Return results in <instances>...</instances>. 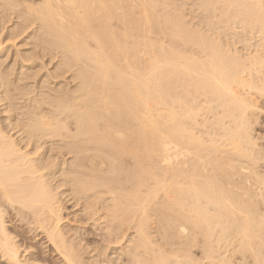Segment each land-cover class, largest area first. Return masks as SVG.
Segmentation results:
<instances>
[{
  "label": "bare ground",
  "instance_id": "6f19581e",
  "mask_svg": "<svg viewBox=\"0 0 264 264\" xmlns=\"http://www.w3.org/2000/svg\"><path fill=\"white\" fill-rule=\"evenodd\" d=\"M157 3L156 0H0V10L4 12L5 10H8V12L9 10L17 12L16 20L22 18L21 20L29 21L30 18L33 17L36 19V23H38L37 20L39 21L40 25H38L44 30V36L48 35L49 37L48 42L52 46L57 47L58 50L60 49L63 56V61L61 60L62 64L67 68H77V70L74 68L72 69L76 70L74 74L75 79L77 78V80H79V82L77 81L79 83L78 87L74 84L77 90L74 87L72 91L75 89V92H72L70 89L71 93H69V90L67 93L65 91L66 88L64 89L63 87L65 92H62V90H58V92L57 89L55 92L54 86L52 90L46 85L48 86L47 89H51L55 93L51 94L48 90L47 92L43 91L41 93L45 92V96L42 95L43 97H41L39 95L41 98L32 99L29 103L24 99V101L28 103V106L24 108L26 110L28 107V111L27 113H25L26 111L24 112L26 116L24 115L23 117L26 118L24 119L26 123H23L24 125H20V123L17 125V127L20 128L18 132L21 131L22 133V136L19 135L20 137H17L20 138L18 140L19 142L13 140V134L9 136L10 134L8 132L9 135H5L4 133L6 131L3 130L4 133H2V129L0 130V259L3 264H36V262L42 258H40V253L30 252L31 250L26 251L25 249L21 250L20 248L22 246L20 245V247L17 245L18 242H15L16 240L14 239L16 236L14 237L11 232H8V226H5L8 222L6 223L4 219L7 218L6 216L10 213L5 211L6 207H10L14 212L16 210L18 214H23L24 211L20 213L21 210L28 209L31 213H29V211H27L28 213L25 212L27 216H31L30 214H32L33 217H42L43 225L45 226L44 221L48 224L47 231H45L48 237L46 238L50 240L52 247L54 246L52 249L58 252L57 255H60L67 262L66 264H83L82 257L80 256L81 253H78L79 255L76 253L75 246H73L69 238H67L68 235L66 236L65 234L66 231L63 233V229H61L63 225L61 227L59 225L63 220L61 217H64L60 216V210L62 211L63 207L62 209L56 207L59 205H56L55 202L59 201V199L56 197L54 198L53 195L55 191L52 192L49 190L52 186L48 188L47 186L49 183L47 185L45 184L46 182L42 180V171L41 174H38L40 176H36L39 166H36V158L33 157L38 156L39 151H37L38 155L33 154L35 156H32V151H25V149L33 145V143H31L32 139L34 140L35 138L37 142H39L38 139H43L44 137L50 138L53 136L67 138L70 140L68 143H72L73 147L77 149L76 151H78V154H83L82 158L84 156V160L79 157L83 161L82 163H78L79 165L77 164L80 167V171L78 170L77 172L79 173L77 174L91 179L79 181L82 184L83 193L91 192L86 198V206L90 208L97 204L100 206L103 205L106 210L105 213L100 209L101 214L96 212L99 217L97 219L95 217V219L98 222L104 220L106 228L112 229L108 230L102 236L100 235L101 239H99L103 243L115 244V249L121 250L123 246V248H127L126 251L128 250L130 260L134 261L132 263L169 264L171 260L170 257L164 254L165 252L162 250V245V248L160 247L159 249V246L155 244L157 240L153 242V239L157 238L154 237L152 239L155 235L152 236L151 231L156 229L150 231V229H152L150 224L154 220V218L150 220V212H152V210L154 211L152 208L158 202L157 199L163 198L161 209L165 208L168 212L166 213L168 215H165V217L169 216L172 220L168 221V218L167 222L177 223L174 226H170L169 224H167V226H169L171 230L176 228L179 237L182 235L185 236L188 233V228L183 225L186 223V225H190L189 227H191L195 233L198 232V234H201L205 239L204 241L201 239L205 244H203L204 246L202 247L207 248L205 252L208 251L211 253L208 254L212 255V252L220 251L222 247H226L225 250H228L229 247L233 252L230 254L229 251V256L233 254L231 257H228L230 259L234 256L235 252H238L240 255L246 252L251 255L255 264H264V177L256 173V169L259 167V162L257 161H259L258 159H260V156L255 152L257 149L254 150L256 147L254 140L256 139H253V136L251 137V134H253V132H251V129H253L252 124L254 123L253 111H255L254 109L256 108L253 97L254 95L259 97L264 95V71H262V74L258 71L264 68L262 67L264 66V52L263 54L261 52L262 55H258V58L255 57L256 55L252 54V56H254L253 58H251V56L248 58L247 56L246 58L248 60L246 59V61H244V58L242 59L243 61H241L240 58L238 59L239 54H234L232 53L233 51L230 54L228 52L230 49L226 52L223 49L225 47H222L224 45L221 46L218 44L219 41L217 37L220 35L216 36L213 32L214 30L209 31L215 34L217 41H214L215 38L210 35L212 39L210 38L211 40H208L207 38L209 37H206L205 34L204 36L206 38L199 35L201 32L203 33L204 29L202 31H197L198 33L195 31V33L193 29L187 30V28H185V20L182 18L184 15L181 13V16L178 14V11L176 13L178 8L175 10L176 7L173 2L168 4L167 2L166 4L163 3L164 6L170 8L165 9L161 13L159 12L160 14L158 13L160 10L158 9L157 11L156 9ZM201 3L205 6L202 8H205L204 10H206V8L207 10L209 9L207 12L209 15L211 13L212 16L215 15V13L219 16L220 13H223L227 16L225 17L226 19L231 17L234 12L241 25L239 31L235 30L236 32H243H240V30L244 29L242 27H257L252 28L257 32H260V30L262 32L264 30V0H201ZM202 8L196 10L201 13L203 10ZM204 13L207 14L203 11V15H200V17H205ZM218 15L213 17L217 18L219 17ZM206 16L208 17V14ZM195 19H192V23ZM205 19L207 18L205 17ZM205 19H203V21ZM218 20H222L221 17H219ZM231 21L230 23H226L225 21V23L233 25ZM238 21L234 20L233 23H237ZM29 22L28 24H31V22ZM206 22L207 21H204V23ZM23 23L22 25L26 24ZM216 23L217 22H214L215 25H218V23ZM210 24H212V22ZM210 24L208 23L207 26ZM222 24L223 23H221L219 27H223ZM236 25L237 24L231 27ZM25 26L26 27L20 28L25 31L27 25ZM195 26L196 25H194V27ZM203 26L205 25H202V27ZM15 29L16 28H14V30ZM38 29L36 31H38ZM208 29H210V26ZM19 30H17V34ZM245 32L243 34H245ZM33 33L35 34V32ZM204 33H206V31ZM17 34H15V36ZM41 34L39 36H41ZM156 35L158 38L155 37ZM39 36L38 38L35 37L37 38L36 40L39 39ZM162 38H166L168 43L163 42L164 40L162 41ZM221 43L223 42L220 41V44ZM40 44L38 43V45ZM44 47H46L45 49L47 50L48 45ZM226 48H229V46ZM252 71L259 72V74L254 72V75L257 74L254 76ZM60 74L61 76L63 75V73ZM53 75H55V73ZM57 76L59 77L58 74ZM256 77L258 78L257 80ZM47 80L48 78L46 82ZM49 80H51V78ZM12 84H14V82L11 83V85ZM0 85L4 84L1 83ZM18 86H20V84ZM10 88L12 87L10 86ZM33 88L35 89V87ZM38 88L39 87H37V89ZM44 88L45 86H43V89ZM1 89L2 88H0V90ZM35 91L36 90H34V92ZM7 92L8 90L6 93ZM18 93L20 94V92ZM39 93L40 92H38V94ZM58 93H60V95H58ZM15 95H13V98ZM30 95L32 94H29V96ZM23 96L19 95L17 97L22 98ZM36 96L33 98H36ZM5 97H8V95ZM25 98L27 97L25 96ZM2 99L0 100L3 105L7 99L5 98L4 103ZM29 99H31V97ZM21 102H23V99L22 101L20 99V103ZM24 105L21 107L23 108ZM2 107L4 109V105ZM7 110L8 109H6V111ZM16 110H18L20 114L21 111H23L22 109L19 111V107ZM11 114H9L10 116L7 115L12 118ZM252 115L253 118H251ZM13 116H15L14 113ZM9 117L7 120H4L10 121L8 120ZM19 118L20 117H18V119ZM13 119L15 120V118ZM13 122L16 123V121ZM6 123L8 125L11 122ZM13 124L9 125V127L11 126V129L9 128L11 132L16 128L12 126ZM0 126L2 128L4 127L2 124H0ZM14 131V134H18L16 129ZM44 140L42 141L44 142ZM64 147L66 148V146ZM70 147L71 146H69V148ZM74 148L72 149L74 150ZM61 150L62 149H60V151ZM71 151L70 153H74ZM98 152L109 156L113 165H116V163L118 164V162L123 163L128 159V166H131L129 173L130 179L128 180L132 183L129 193H125L124 196H117V194L112 195L113 192L110 190V192L104 193L106 188H103L104 191L98 189L105 187V181H107L104 177L98 175V172H101L104 165L107 166V163L102 159H98L100 157H97ZM103 154H101V156H103ZM75 156L77 157V155ZM78 161H76V163ZM39 164L40 163L37 165ZM73 164H70V166L72 165L71 168H73ZM53 165L52 166L55 167V164ZM74 166H76V164ZM118 167L117 170H119ZM49 168L50 167L47 169ZM70 172L71 171H69V173ZM73 172H75V170H73ZM72 173L70 174L71 176ZM48 174L49 173H47V176H50ZM61 174H64V172ZM118 174L119 173H117V175ZM119 177H121V175ZM122 178L124 177L122 176ZM110 180L111 179H109V182H111ZM75 182L77 183L76 180ZM75 182L73 183L75 184ZM113 182L112 180V183ZM70 184L71 183H69V185ZM79 188L78 193L80 194ZM75 190H73V192H75ZM121 192L124 191L121 190ZM108 193L111 194L110 197L107 199L101 198L100 195ZM83 196L80 194V197L83 198ZM54 199L55 201H53ZM77 199L79 202L81 198L78 196ZM53 203L55 206H53ZM83 203L85 202L83 201ZM158 203L157 205H159ZM83 207L84 206H82V208ZM158 208L156 210H158ZM95 211H97V208ZM5 212L7 215L4 218ZM83 212L85 213V210ZM164 212L166 211H163V214ZM87 216L90 217L91 214H87ZM160 216L162 215L159 214V218ZM83 218L86 219V216ZM83 218L81 219L83 220ZM33 219L35 218H32V220ZM156 219L158 220V218ZM35 220L38 221V219ZM77 220L75 218L74 221L78 222L79 220ZM88 220L89 219H87V223L89 222ZM92 220L91 222H93ZM37 221H35V223H37ZM68 222L70 223L71 220ZM40 223L42 225V222ZM71 223L73 224V219ZM68 224L66 223L67 227ZM157 224L159 225L160 223L157 222ZM43 225L40 228L43 229ZM93 225L96 226L95 223ZM166 227L163 226L161 232L162 229L165 230ZM72 228L71 230L73 231ZM42 229L40 230L43 231V235L45 234V229ZM131 230L134 233V236L132 235L133 238L130 237L132 239L129 241L125 240L128 238L130 234L129 231ZM75 231H77V229H75ZM156 231L153 232L155 233ZM169 232L167 235L171 234V232L170 234ZM9 233L13 235L14 238ZM94 234L99 235V233ZM194 234L192 235H197ZM165 235L161 237L164 238ZM229 237L233 239H229ZM83 239L85 240V238ZM167 239L166 236V241H168ZM86 240L88 241L87 238ZM100 240L99 243L101 244ZM169 240L174 242L175 239ZM230 240H232V242ZM176 241L181 242L183 238L180 241L177 236ZM188 241H190L189 238ZM94 242L96 243V239ZM120 244L121 246H119ZM173 244L176 245L175 242ZM212 244H214L213 247ZM85 245L84 248H86ZM98 245L99 244H97V246ZM183 245L181 248L186 249V246L183 247ZM107 246L110 247V245ZM91 247L90 249H92ZM112 247L113 245L111 248ZM55 250L53 251L55 252ZM80 250L84 253L83 249ZM104 250L107 251V249ZM159 250L163 253H160ZM96 251H98V248ZM78 252L80 251L78 250ZM124 252L125 251H123V253ZM178 253L176 254L178 255ZM227 253H225L226 256H228ZM216 254L213 255L215 256ZM117 255L120 254L118 253ZM220 255H223L222 252ZM226 256L224 258H227ZM97 257H99L98 254ZM179 257L180 256L173 257L174 259L171 260L172 262L174 261L173 264H182V262L187 263L191 260H189L190 254L189 257L188 255L182 254L181 258ZM220 257L217 258L220 259ZM178 258L181 261H179ZM221 258L223 259V257ZM44 259L45 258H43V260ZM87 259L89 258H86V261ZM244 259L242 258V260ZM214 261H216V263L218 262L217 260ZM226 261H221L220 259V264H229L231 260ZM191 262L193 261L191 260ZM193 264L197 263L194 262ZM209 264L213 263L210 262ZM230 264L232 263L230 262Z\"/></svg>",
  "mask_w": 264,
  "mask_h": 264
},
{
  "label": "rangeland",
  "instance_id": "374dc122",
  "mask_svg": "<svg viewBox=\"0 0 264 264\" xmlns=\"http://www.w3.org/2000/svg\"><path fill=\"white\" fill-rule=\"evenodd\" d=\"M162 1V2H161ZM165 1V2H164ZM156 0V2H158L157 3V11H158V9L160 10V11H158V13L160 12H163L165 9H169L170 7H166V6H164V4L163 3H165L166 4V2H167V4L168 3H174L175 4V10L178 8V10H176V13H177V11H178V14H180L181 16H182V14L185 16H182V18H183V20H185L184 21V26H185V28H187V30L188 29H190V30H192L193 29V32H197V31H199V30H203L204 29V31H203V33L201 32L199 35H201L202 37H209V38H207L208 40H211L212 38V36H213V38H215V40L214 41H219L218 42V44L219 45H224V46H222V47H225V48H223L226 52H227V50L228 49H230V51L228 50V52L231 54V52L232 53H236V54H239V56H238V59L240 58V60L241 61H243L242 59H244L245 58V60L244 61H246V57L248 56V58H250L249 56H251V58H253L254 56H252V54H254V55H256L255 57H257L258 58V55L259 56H261L262 54H263V49H264V30L261 32V30L260 29H258V30H260V32L258 33L257 31H254L252 28H257V27H242V28H244L243 30H240V32L241 31H243V32H241V33H239V32H236L235 30H237V31H239V29H240V21H238V19H237V15L233 12V14L231 15V17H229V18H226L225 19V17H227L225 14H221L220 12H218V13H220V16L217 14V13H215V15L217 16H219V17H221V19L222 20H218L219 19V17H213V16H215V15H213L212 16V14L210 13V15H209V13L207 12L208 10H207V8H206V10H204L205 8H202V7H205L204 6V4H202L201 3V0H174V1H171V0ZM169 1V2H168ZM193 1V2H192ZM195 1V2H194ZM159 2H160V4H159ZM186 2V3H185ZM162 3V4H161ZM184 3V4H183ZM201 3V4H200ZM177 4V5H176ZM180 4V5H179ZM182 4V5H181ZM191 4V5H190ZM160 5V6H159ZM162 5H163V7H162ZM190 5V6H189ZM180 6V7H179ZM182 6V7H181ZM184 6V7H183ZM161 7H162V9H161ZM166 7V8H165ZM186 7V8H185ZM200 8H202L201 10H202V12L201 13H199L200 11H198ZM181 9V10H180ZM196 9H198V10H196ZM1 11V10H0ZM6 11H7V13H6ZM195 12V13H193V12ZM203 11H205L207 14H208V17L206 16L207 14H205V17L207 18V19H205V17L204 16H201L200 17V15H203ZM2 12H3V14H2ZM12 14H11V13ZM14 12V13H13ZM210 12V11H209ZM217 12V11H216ZM5 13V14H4ZM16 13L17 12H15V11H11V10H9V12H8V10H5V12L4 11H1V13H0V78H2V79H0V84L2 83V84H4V85H0V88H2L1 90H0V97L1 96H3V97H1L0 99H2V101H3V103H4V100H5V98L7 99V100H9V101H12V102H9V101H7V100H5V103L3 104L4 105V109H3V105H2V102H1V100H0V124H2L4 127L2 128L1 126H0V130L1 131H6L5 133H4V131L2 132V133H4L5 135H9V136H11L12 134H13V136H12V138H13V140L14 141H16L17 140V142H19L18 140L20 139V138H17V137H20V136H22L21 134V131H19L18 132V130L20 129L19 127H17V125L20 123V125H24L26 122V120H24V119H26V118H23L24 117V115L26 116V114H24V112L25 113H27V111H28V107L26 108V110H25V106H28L27 104L30 102V100H32V99H37V98H41V97H43V96H45V92H47V90H48V92L49 93H51V94H54L55 92H56V89H57V91L59 90V91H61L62 90V92H67L68 93V90H69V93H71V91L73 90V88L75 87V89L77 90V88H76V86L78 87V82H79V80H77V78L75 79V73H76V70H77V68H74V67H72V68H74V69H76V70H74V69H72V68H67V67H65L63 64H62V59H63V56H62V54H61V52H60V49L58 50V48L57 47H55V46H52L48 41H49V37H48V35H45L44 36V34H43V32H44V30L42 29V28H40L41 26H39L40 24H39V21L37 20V22L38 23H36V19L35 18H33V17H31L30 18V22H31V24H28V22L29 21H25V20H21L20 18H18V20H16V18H17V15H16ZM159 13V14H160ZM182 13V14H181ZM199 13V14H198ZM2 14V15H1ZM7 14H9V15H7ZM14 14V15H13ZM16 15V16H15ZM222 15V16H221ZM236 15V16H235ZM12 16H13V18H12ZM189 16V17H188ZM194 16H196V17H194ZM235 17V18H233V17ZM8 17V18H7ZM194 17V18H193ZM216 18V19H211V18ZM4 20H3V19ZM6 18V19H5ZM185 18H187V19H185ZM197 20H196V19ZM224 18V19H223ZM21 20V22H20V20ZM35 21H34V20ZM192 19H195L194 21H193V23H192ZM203 19H205L204 21H207L206 23H204V21H203ZM209 19V20H208ZM16 20V21H15ZM186 20H188V21H186ZM216 20V21H215ZM231 20H233V21H231L232 23L231 24H233V25H235V24H237L236 26H234V27H231V26H233V25H229V24H226V23H230V21ZM234 20L235 21H238L237 23H233L234 22ZM195 21H196V23H195ZM203 21V22H202ZM225 21H226V23H225ZM18 22V23H17ZM24 22V23H23ZM29 22V23H30ZM186 22H188V23H186ZM212 22V24H210ZM214 22H217L218 23V25H215L214 24ZM20 23H21V25H22V23L23 24H25V25H27V28L25 29V31L24 30H22L20 27H26L25 25H20ZM195 23V24H194ZM210 24V25H208L207 26V24ZM216 23V24H217ZM221 23H223L222 24V26L223 27H219V25L221 24ZM35 24V25H34ZM37 24V25H36ZM39 24V25H38ZM192 24V25H191ZM33 25H34V27H33ZM194 25H196L195 27H194ZM202 25H205L206 27H207V30H206V27L205 26H203L202 27ZM227 25V26H226ZM5 26V27H4ZM35 26H37V27H35ZM187 26V27H186ZM191 26V27H190ZM209 26H210V29H208L209 28ZM212 26V27H211ZM230 26V27H229ZM4 27V28H3ZM200 27V28H199ZM215 27V28H214ZM239 27V28H238ZM14 28H16L17 30H19V28H20V30H21V32H20V30H19V32H18V34H17V30L15 29L14 30ZM40 30H39V29ZM211 28H212V30H211ZM225 28V29H224ZM234 30H233V29ZM252 31H250L249 29ZM38 29V31H36ZM42 29V30H41ZM198 29V30H197ZM227 29V30H226ZM232 29V30H231ZM4 30V31H3ZM28 30V31H27ZM33 30H35V31H33ZM213 31L215 34H216V36H219V37H217V40H216V36H215V34L214 33H212V32H210V31ZM223 30V31H222ZM247 30V31H246ZM250 32H249V31ZM256 30V29H255ZM2 31V32H1ZM15 31H16V33H15ZM43 34H41L40 32ZM206 31V33H204ZM222 31V32H221ZM230 31V32H229ZM232 31H233V33H232ZM234 31H235V34H234ZM246 31V32H245ZM33 32H35V34L33 33ZM39 34H38V33ZM192 32V31H191ZM195 32V33H196ZM210 32V33H209ZM220 32V33H219ZM225 32V33H224ZM245 32V34H243ZM248 32V33H247ZM3 33V34H2ZM17 34L16 36H15V34ZM20 33H22V34H20ZM198 33V32H197ZM230 33V34H229ZM28 34V35H27ZM34 34V35H33ZM41 34V36H39ZM204 34H205V36H204ZM208 36H207V35ZM237 34V35H236ZM4 35V36H3ZM13 35V36H12ZM36 35V36H35ZM211 37H210V36ZM236 35V36H235ZM15 36V37H14ZM38 36H39V39L40 38H42V39H40V41H39V39L38 40H36L37 38H38ZM44 36V37H43ZM215 36V37H214ZM233 36V37H232ZM34 37V38H33ZM35 37H37V38H35ZM155 37H157L158 38V36L156 35ZM205 37V38H206ZM44 38H45V41H47V42H45L44 41ZM161 38V37H160ZM211 38V39H210ZM218 38H220V39H218ZM46 39H48V40H46ZM35 40V41H34ZM164 40V41H163ZM232 40V41H231ZM5 41V42H4ZM162 41L163 42H165V43H168V41H167V39L165 38V39H163L162 38ZM213 41V40H212ZM220 41L221 42H223V43H221L220 44ZM41 42H43V43H41ZM232 42V43H231ZM34 43H35V45H34ZM38 43L40 44V45H38ZM165 43H164V45H165ZM225 43V44H224ZM231 45H229V44ZM37 44V45H36ZM48 45V47H47V50L45 49L46 47H44V46H47ZM167 45H170V44H167ZM225 45H227V46H225ZM259 45V46H258ZM32 46V47H31ZM37 46V47H36ZM41 46H43V47H41ZM51 46V47H50ZM229 46V48H226V47H228ZM260 47V48H259ZM263 48V49H262ZM35 49V50H34ZM37 49V50H36ZM49 49V50H48ZM51 49H53V50H51ZM55 49V50H54ZM261 49V50H260ZM33 50V51H32ZM46 50V51H45ZM256 50V51H255ZM35 51V52H34ZM38 51V52H37ZM58 51V52H57ZM255 51V52H254ZM37 52V53H36ZM48 52V53H47ZM51 52V53H50ZM238 52V53H237ZM261 52H262V54H261ZM36 55H35V54ZM58 53V54H57ZM30 54V55H29ZM242 56H241V55ZM42 55V56H41ZM45 55V56H44ZM234 56V55H233ZM40 57H42V58H40ZM60 57H62V58H60ZM236 57V56H235ZM29 58V59H28ZM31 58V59H30ZM25 59V60H24ZM60 59V60H59ZM34 60V61H33ZM48 60H50V61H48ZM62 60V61H61ZM248 60V59H247ZM30 61V62H29ZM36 61V62H35ZM42 62V63H41ZM36 63V64H35ZM34 64V65H33ZM61 64V65H60ZM27 65V66H26ZM37 65H38V67H37ZM42 65V66H41ZM44 65V66H43ZM61 66V68H60V66ZM31 66V67H30ZM64 66V67H63ZM20 69H19V68ZM57 67H58V69H57ZM262 67H264V66H262ZM23 68V69H22ZM64 70H63V69ZM62 69V70H61ZM66 70V71H65ZM71 70H72V72H71ZM38 71V72H37ZM59 71H61V72H59ZM67 71H68V73H67ZM257 71V70H256ZM256 71H252V73H253V75H254V72L255 73H257ZM258 71H260V73L262 74L263 72L262 71H264V68H262V70H258ZM52 72V73H51ZM57 72V73H56ZM59 72V73H58ZM15 73V74H14ZM39 73V74H38ZM55 73V75H53ZM60 73H63V75L61 76V74ZM57 74L59 75V77L57 76ZM257 74H259V72L257 73ZM257 74H255V75H257ZM260 74V75H261ZM264 74V73H263ZM14 75V76H13ZM52 77H51V76ZM254 75V76H255ZM46 76V77H45ZM50 76V77H49ZM54 76V77H53ZM57 76V77H56ZM73 76V77H72ZM11 77V78H10ZM40 77V78H39ZM42 77V78H41ZM258 77V76H257ZM256 77V80L258 79ZM263 77H264V75H263ZM48 78V80L51 78V80H49V82H48V80H47V82H48V84H47V82H46V79ZM53 78V79H52ZM55 78V79H54ZM57 78H59V79H57ZM259 78H262V77H259ZM40 79V80H39ZM264 79V78H263ZM28 80V81H27ZM52 80H54V81H52ZM14 82V84H12L11 85V83H13ZM23 81V82H22ZM45 81V82H44ZM62 81V82H61ZM78 81V82H77ZM29 82V83H28ZM51 82V83H50ZM55 82V83H54ZM70 82V83H69ZM7 83V84H6ZM16 83H17V85H16ZM22 83V84H21ZM42 83H43V86H45V88L43 89V86H42ZM51 85H50V84ZM10 84V85H9ZM20 84V86L22 87H20V86H18ZM76 86H75V85ZM26 86V88H28V89H26L25 88V86ZM30 85V86H29ZM36 85H37V87H39L38 89H40V90H38L37 89V87H36ZM46 85H48L49 86V88H51L52 89V87L54 88V91L55 92H53L51 89L49 90V89H47V87L48 86H46ZM71 85V86H70ZM10 86L12 87V88H10ZM4 87V88H3ZM20 87V88H19ZM33 87H35V89L33 88ZM56 87V88H55ZM59 87H61V88H59ZM66 88V90L64 91V89ZM5 88H6V90H5ZM20 90H18V89ZM24 88V89H23ZM29 88H30V90H29ZM15 91H14V90ZM18 91H17V90ZM32 89H34V90H36L35 92H34V90H32ZM70 89H71V91H70ZM74 89V91H72V92H75L76 90ZM8 90V92L6 93V91ZM12 90V91H11ZM22 90H26V91H22ZM28 91V92H27ZM32 91H33V93H35V94H33L32 93ZM43 91H45L44 93H41V92H43ZM58 91V92H59ZM5 94H4V93ZM9 92H11V93H9ZM15 92V93H14ZM18 92H20V94L18 93ZM22 92H24V93H22ZM30 92V93H29ZM38 92H40L39 94H38ZM3 93V94H2ZM9 93V94H8ZM12 93H13V95H15V94H17V95H15V99L13 98V95H12ZM12 96H11V95ZM29 94H32V95H30L29 96ZM8 95V97L9 96H11V97H9V99H8V97H5V96H7ZM23 96L22 98L21 97H17V96ZM29 97H28V96ZM36 95H38V96H36ZM39 95L41 96V97H39ZM43 95V96H42ZM58 95H60V93H58ZM25 96L29 99L30 97H31V99H29V101H28V99L27 98H25ZM34 96H36V98H33ZM17 97V98H16ZM13 98V99H12ZM19 98V99H18ZM254 100H255V105H256V108L254 109L255 111H253L254 113H253V115H254V123L252 124V127H253V129H251L252 131L251 132H253V134H251V137L253 138V139H256V140H254V142L256 143V147L254 148V150H256L257 149V151H255L257 154H258V156H260L259 158L260 159H258L259 161H257V162H259V167H257V169H256V173H259L260 174V176H262V177H264L263 175H264V95H262V96H257V95H254ZM11 99V100H10ZM16 99H18V100H16ZM20 99H21V101H22V99H23V102H25L24 101V99L26 100V102H28V103H23V102H21L20 103ZM200 100V99H199ZM7 102H8V105H7ZM17 105H16V104ZM20 103V104H19ZM11 106H10V105ZM24 105L23 106V108L21 107L22 105ZM8 107H7V106ZM12 105H13V107H12ZM19 107V111H21V109L23 110V111H21V114H20V112H18V110H16V109H18V107ZM16 109H15V108ZM21 107V108H20ZM6 109H8L7 111H6ZM1 110H3V111H1ZM5 110V111H4ZM12 110V111H11ZM13 110H14V112H13ZM4 112H6V113H4ZM10 112V113H9ZM12 113V114H11ZM13 113H14V115L15 116H13ZM18 115H17V114ZM5 114V115H4ZM9 114H11V116H12V118L11 117H9L8 115ZM20 114V115H19ZM23 115V116H22ZM253 115H252V117L251 118H253ZM6 117V119H5V117ZM9 117V119L8 120H10V121H5V120H7V118ZM18 117H20L19 119H18ZM11 118V119H10ZM13 118H15V120L13 119ZM5 119V120H4ZM20 119H21V121H20ZM2 120V121H1ZM13 121H16V123L15 122H13ZM24 121V122H23ZM251 121H252V119H251ZM6 122H8V123H10V124H13L12 126H15L16 128V132H18V136L16 135V134H14L15 133V129H13L12 130V132L10 131V127H9V125L10 124H8L7 125V123ZM13 122V123H12ZM18 122V123H17ZM24 123V124H23ZM8 126V127H7ZM10 128V129H9ZM18 128V129H17ZM8 132H9V134H8ZM7 133V134H6ZM16 135V136H15ZM20 135V136H19ZM58 137V138H57ZM47 138V139H46ZM57 139V140H55V139ZM45 139V140H44ZM42 140H44V142L42 141ZM51 140V141H50ZM54 140V141H53ZM34 141H36V142H34ZM38 141L39 142H37V140L34 138V140L32 139L31 140V143H33V145L32 146H30V148L31 147H33V148H27V149H25V151H27L28 150V152L29 151H32V156H35V155H38V152L37 151H39V158H38V156H36V157H33V158H36V166H39V169H38V167H37V169H38V172H37V175L36 176H40V175H38V174H41L42 172H43V179L42 180H44V182H46L45 184H47L48 185V183H49V185L47 186L48 188L49 187H51V188H49V190H51L52 192H54V198L56 197V198H58L59 199V201H56L55 202V204L56 205H59V206H56V207H59V209H62V207H63V210L61 211L60 210V213L62 214H60V216H64V217H61V218H63V220H62V222H60L59 223V225H60V227H61V229H63L62 231H63V233H64V231H66L65 232V234H66V236H67V238H69V241L73 244V246H75V249H76V253L78 254H80V256L82 257V260H83V264H128V263H130V264H135V263H132V262H134L133 260H130V257H129V255H128V250L126 251V249L127 248H123V247H121L120 249L121 250H123V251H125L124 253H123V251H121V250H119V249H115V247H114V245L115 244H112L113 245V247L111 248V244H109V243H103L100 239H101V236L103 235V234H105L108 230H112V229H107L106 228V226H105V223H104V220L101 222H98V221H96V219L99 217L98 216V213L99 214H101V211H100V209L101 210H103L102 212L103 213H105V208H104V206L102 205V206H100L99 204H97V205H94V206H91L90 208L88 207V206H86L87 204V202H86V198L88 197V195H90L91 194V192H84L83 193V188H82V184H81V182H79V181H82V180H85V179H89L88 177L86 178V177H84V176H81V175H79V174H77V173H79V172H77L78 170L80 171V167L78 166L79 164L78 163H82V161L84 160L83 158H84V156H83V158H82V153H79L78 154V151H76L77 149L76 148H74L73 147V145H72V143H68V142H70V140H68L67 138L65 139L64 137H62V136H53V137H44L43 139L41 138V139H38ZM53 141V142H52ZM66 143H65V142ZM62 142V143H61ZM37 143H38V145H39V147H38V145H37ZM45 143V144H44ZM65 145H64V144ZM41 144V145H40ZM70 144V145H69ZM58 146V147H57ZM60 146V147H59ZM64 146H66V148L64 147ZM69 146H71L70 148H69ZM35 147V148H34ZM38 148V149H37ZM40 148V149H39ZM68 148H69V150L71 151V149L72 148H74V150L72 149V151L71 152H76L75 154L74 153H70V151L68 150ZM30 149V150H29ZM36 149V150H35ZM60 149H62L61 151H60ZM45 153V154H44ZM101 153V152H100ZM99 152L97 153V157H99L98 159L100 160V159H102L105 163H107L106 165L107 166H105L104 165V167L102 168V170H101V172H98V175H100L101 177H104V179H106L107 181H105V187H102V188H98V189H100L101 191H104V189L106 188V190L104 191V193L105 192H108L109 190L111 191V192H113L112 193V195L114 194V195H116L117 194V196L119 195V196H124L125 195V193L127 194V193H129V190H130V188L132 187V183L130 182V180H128V179H130V170H131V166L129 167L128 166V164L129 163H127V161H128V159L127 160H125V162H123V163H125V164H123L122 162H118V164L116 163V165H113L112 164V161H111V159H110V157L109 156H107L106 154H103V153H101V154H103V156H101V154H100ZM255 153V154H256ZM33 154H35V155H33ZM41 154V155H40ZM256 154V155H257ZM75 155H77V157L75 156ZM80 155V156H79ZM76 158H75V157ZM79 157H81V159H83V160H81ZM77 158H79L78 160H76ZM109 158V159H108ZM75 159V160H74ZM39 162H38V161ZM41 160V161H40ZM58 160V161H57ZM60 160V161H59ZM65 160V161H64ZM107 160V161H106ZM74 161V162H73ZM76 161H78L77 163H76ZM112 164H110L109 162ZM43 164H42V163ZM46 164H45V163ZM55 162V163H54ZM58 162V163H57ZM72 162V163H71ZM38 163H40L39 165H37ZM48 163V164H47ZM51 163V164H50ZM57 163V164H56ZM64 163V164H63ZM74 163V164H73ZM42 164V165H41ZM53 164H55V167H53L54 165ZM70 164H73V168H71L72 167V165L70 166ZM76 164V166H74ZM78 164V165H77ZM127 164V165H126ZM48 165V166H47ZM53 165V166H52ZM59 165H61V166H59ZM109 165V166H108ZM52 166V167H51ZM60 168H58V167ZM77 166H78V168H77ZM119 166V167H118ZM127 166V167H126ZM257 166H258V164H257ZM42 167V168H41ZM45 167H50L49 169H47V168H45ZM68 167V168H67ZM75 167V168H74ZM106 167V168H105ZM117 167H118V169L119 170H117ZM62 168V169H61ZM67 168V169H66ZM116 168V169H115ZM42 169V170H41ZM47 169V170H46ZM51 169H52V171H51ZM55 169V170H54ZM68 169H71V170H68ZM75 170V172H73V170ZM77 169V170H76ZM104 169V170H103ZM127 169V170H126ZM61 170H63V171H61ZM68 171V173H67V171ZM111 170V171H110ZM114 170V171H113ZM117 170V171H116ZM42 171V172H41ZM49 171V172H48ZM61 171V172H60ZM66 171V172H65ZM69 171H71L70 173H69ZM116 171V172H115ZM125 171V172H124ZM128 171V172H127ZM40 172V173H39ZM45 172V173H44ZM64 172V174H61V173H63ZM74 174H73V173ZM106 172H107V174H106ZM113 172V173H112ZM123 174H122V173ZM126 172H127V174H126ZM47 173H49L48 175H50V176H47ZM67 175H66V174ZM72 173V176L74 177V179H73V177L70 175ZM102 173H103V175H102ZM112 173V174H111ZM117 173H119L118 175L120 176L121 175V177H119L118 175H117ZM45 174H46V176H45ZM53 174V175H52ZM95 174H97V173H95ZM41 175V176H42ZM64 175V176H63ZM76 175V176H75ZM113 175V176H112ZM125 175H127V176H125ZM45 176V177H44ZM79 176V177H78ZM107 176V177H106ZM122 176L124 177V178H122ZM69 177V178H68ZM109 177H111V178H109ZM261 177V178H262ZM70 178H72V179H70ZM79 178V179H78ZM81 178V179H80ZM113 178V179H112ZM118 178V179H117ZM260 178V179H261ZM46 179V180H45ZM109 179H111L110 181L111 182H109ZM120 179V180H119ZM126 179V180H125ZM251 179H253V178H251ZM71 180V181H70ZM74 180V181H73ZM75 180L77 181V183L75 182ZM89 180H91V179H89ZM112 180L114 181L113 183H112ZM116 180H118V181H116ZM123 180V181H122ZM125 180V181H124ZM129 182H128V181ZM71 183L70 185H69V183ZM73 182H75V184L73 183ZM124 182V183H123ZM127 182V183H126ZM65 183V184H64ZM81 184V186H80V184ZM108 183V184H107ZM121 183V184H120ZM123 183V184H122ZM131 183V184H130ZM59 184V185H58ZM74 184V185H73ZM107 184V185H106ZM76 185V186H75ZM110 185V186H109ZM113 185V186H112ZM118 185V186H117ZM123 185H125V186H123ZM57 186H59V187H57ZM70 188H69V187ZM78 186V187H77ZM121 186V187H120ZM128 186H129V188H128ZM131 186V187H130ZM77 189H76V188ZM80 187V188H79ZM53 188H54V190H53ZM74 188V189H73ZM78 188L82 191H80L79 190V192H80V194H81V196H83V198L82 197H80V194L78 193ZM104 188V189H103ZM112 188H113V190H112ZM117 188V189H116ZM123 188H125V189H123ZM70 189V190H69ZM72 189V190H71ZM77 191H76V190ZM116 189V190H115ZM128 189V190H127ZM58 192H57V191ZM73 190H75V192H73ZM100 190H97V191H100ZM121 190L122 191H124V192H121ZM109 191V192H110ZM128 191V192H127ZM115 192V193H114ZM74 193H76V194H74ZM79 195H78V194ZM53 194V193H52ZM58 196H56V195ZM73 194H74V196H73ZM104 195V194H103ZM103 195H100L101 196V198L102 199H107L108 197H110L111 196V194H105L104 196ZM72 196V197H71ZM78 196H79V198H81V199H79V202H78ZM159 196H161V195H159ZM84 197H85V199H84ZM106 197V198H105ZM162 197V196H161ZM73 198V199H72ZM157 198H159V197H157ZM163 198H159V200L157 199V201L159 202H157L159 205H157V203H156V205H154L153 206V208L152 209H154V211L152 210V212H150V220H153V218H154V220L152 221V223L150 224V227L152 228V229H150V231L151 230H153V229H159V230H153V231H156L155 233L153 232V231H151V235L153 236V235H155V236H153L152 237V239L155 237V238H157V239H153V242L155 241L156 242V240H157V242L155 243L156 245H158L159 247V249H160V247H161V245H162V247H163V252H165L164 254L167 256V257H170V259L172 260V259H174L173 257H175V256H180L179 258H181V254L182 255H188V257H189V254H190V257H189V260L191 259L193 262H191V260L190 261H188L187 263L185 262V263H183L182 262V264H193L194 262H196L197 264H209L210 262H212L213 264H220V259H221V261H226L227 259V261H230L232 264H255L254 263V261L252 260V257H251V255H249V253L247 254L246 252H243V253H245V254H247V255H245V254H243V253H241V255H244V256H241L238 252H235L234 253V256L230 259V258H228V257H231V256H229L231 253H233L230 249H229V247H228V250H225L226 249V247L225 248H221L220 249V251H214V252H212L213 254H216L215 256L212 254V255H210L211 253L210 252H205L206 250L205 249H207V248H204V247H202V246H204L205 244L203 243V241L205 240L203 237H202V235L201 234H198V232L197 233H195V231L193 230V229H191V227H189L190 225L189 224H187L188 225V227H187V225H186V223L185 224H183V225H185V227L186 228H188L187 229V234L185 235V236H180L179 237V235H177L178 233H177V230H176V228L175 229H172L171 230V228L169 227V226H167V224H169L170 226L171 225H176L177 223H175V222H167V220H168V218H169V216H166L165 217V215H168V214H166V213H168L167 212V210H165V208H163V209H161V206H162V202H163V200H162ZM57 200V199H56ZM75 200H76V202H75ZM162 200V201H161ZM53 201H55V199L53 200ZM83 201L85 202V203H83ZM61 202V203H60ZM78 202V203H77ZM156 202V201H155ZM58 203V204H57ZM76 203V204H75ZM161 203V204H160ZM61 204V205H60ZM81 204H82V206H84L83 208H82V206H81ZM84 204V205H83ZM155 204V203H154ZM78 205V206H77ZM53 206H55L54 205V203H53ZM61 206V207H60ZM75 206V207H74ZM99 206V207H98ZM65 207V208H64ZM86 207V208H85ZM95 207V208H94ZM101 207V208H100ZM158 207H160V208H158ZM96 208H97V211H95L96 210ZM158 208V210H156ZM6 209H8V210H6ZM36 209H38V208H36ZM88 209V210H87ZM95 209V210H94ZM161 209V210H160ZM12 210L13 209H11L10 207H6L5 208V211H7V213L8 212H10V213H8V216H6L7 215V213L5 212V214H4V218H5V216L7 217V218H5L4 220H6V223L8 222V224L6 225L5 224V226H8L7 227V229L9 230L8 232H11L13 235H14V237H13V235H11L10 233V235L16 240H14L15 242H18L17 243V245H21L20 247V249L22 250V249H25L26 251H30V252H38V253H40V260H38L37 262H36V264H66L67 262L60 256V255H57V251L55 250V249H52V248H54V246L52 247V244H50L51 242H50V240H48L47 238V232H45V231H47V228H48V224H47V222L46 221H44V224H45V226L43 225V221H42V217H40V216H34L33 217V215L32 214H30L31 216H32V218H35V219H38V221H39V219H40V221L38 222L37 220H35V219H33L32 220V218H31V216H27V214L26 213H28L27 211H29L28 209H24V210H21V212L20 213H22L23 211H24V213L23 214H18L17 212H16V210H15V212H14V210H13V212H12ZM85 210V213L83 212ZM87 210V211H86ZM166 211V212H164V214H163V211ZM93 211V212H92ZM95 211V212H94ZM158 211V212H157ZM161 211V212H160ZM26 212V213H25ZM88 212V213H87ZM91 212V213H90ZM96 212H98V213H96ZM14 213V214H13ZM29 213H31L30 211H29ZM102 213V214H103ZM262 213H263V211H262ZM16 214V215H15ZM87 214H91V216L92 215H94V216H90V217H88L87 216ZM153 214V215H152ZM156 214H158V215H156ZM159 214L160 215H162V216H160V218H159ZM29 215V214H28ZM80 216V219H79V216ZM84 215V216H83ZM95 215H97V216H95ZM151 215H152V217H151ZM26 216H27V218H26ZM81 216H83V217H85L86 216V219L85 218H83V217H81ZM156 216V217H155ZM158 216V217H157ZM38 217V218H37ZM40 217V218H39ZM77 217H78V220H77ZM88 217V218H87ZM95 217H96V219H95ZM162 217V218H161ZM75 218H76V220L78 221V222H76V221H74L75 220ZM81 218H83V220L81 219ZM156 218H158V220L156 219ZM72 219H73V224L71 223L72 222ZM87 219H89L88 221L90 222H88L87 223ZM93 219V220H92ZM160 219V220H159ZM10 222H9V221ZM37 221V223H35V221ZM67 220V221H66ZM69 220H71V222L69 223L68 221ZM81 220V221H80ZM91 220L93 221V222H91ZM156 220V221H155ZM164 220V221H163ZM166 220V221H165ZM155 221V223L153 224V222ZM168 221H172L170 218H169V220ZM40 222H42V225H43V229H45L44 230V233L45 234H43L42 235V233H43V231H41L40 229H42V228H40L42 225H41V223ZM46 222V223H45ZM76 224H75V223ZM81 222V223H80ZM157 222H159L160 224L158 225L157 224ZM38 223H40V224H38ZM64 223V224H63ZM66 223L68 224V227H67V225H66ZM92 223V224H91ZM96 224V226L95 225H93V224ZM99 223V224H98ZM102 223V224H101ZM174 223V224H173ZM70 224H71V226H70ZM157 224V225H156ZM163 224V225H162ZM165 224V225H164ZM46 225H47V227H46ZM66 225V226H65ZM72 225H73V228H72ZM79 225V226H78ZM88 225V226H87ZM103 225V226H102ZM153 225V226H152ZM69 226H70V228H69ZM75 226H76V228H75ZM91 226V227H90ZM102 226V227H101ZM155 226V227H154ZM156 226H157V228H156ZM158 226H160V227H158ZM163 226H167L166 228H165V230L164 229H162V232H161V228ZM101 227V228H100ZM69 228V229H68ZM71 228L73 229V231L71 230ZM84 228V229H83ZM97 228H99V229H97ZM42 229V230H43ZM67 229V230H66ZM75 229H77V231H75ZM101 229H103V230H101ZM190 229V230H189ZM68 230H69V232H68ZM102 232V234H101V232ZM166 230H168V231H166ZM169 230H170V232H171V234H170V232H169ZM189 230V231H188ZM72 231V232H71ZM79 231H80V234H79ZM81 231H84V232H81ZM165 231V232H164ZM67 232H68V234H67ZM71 232V233H70ZM76 232V233H75ZM132 232V233H131ZM157 232H159V233H157ZM164 232V233H163ZM168 232H169V234L171 235H167L168 234ZM73 233V234H72ZM94 233H99V235L98 234H94ZM130 233V234H129ZM129 235H128V238H126L125 240H130V239H132L133 238V236H134V233H133V231L131 230V231H129ZM162 233H163V235H165V233H166V235L164 236V238H162L163 237V235H162ZM191 233V234H190ZM197 234V235H200V236H193L192 234ZM72 234V235H71ZM79 234V235H78ZM85 234V235H84ZM157 234V235H156ZM159 234V235H158ZM194 234V235H195ZM44 235H46V236H44ZM83 235V236H82ZM95 235H97V236H95ZM101 235V236H100ZM133 235V236H132ZM188 235H191V236H188ZM76 236V237H75ZM80 236V237H79ZM98 236H100V237H98ZM162 236V237H161ZM166 236H167V240L169 241V243H168V241H166ZM170 238H169V237ZM174 236V237H173ZM177 236H178V240H182V238H183V241H181V242H179V241H176V238H177ZM186 236H188V237H186ZM46 239H45V238ZM75 237V238H74ZM96 237V238H95ZM130 237H132V238H130ZM173 237V238H172ZM193 237H195V238H193ZM199 237V238H198ZM71 238H72V240H71ZM74 238V239H73ZM83 238H85V240L83 239ZM86 238L88 239V241L86 240ZM100 238V239H99ZM162 238V239H161ZM181 238V239H180ZM188 238H189V240L190 241H188ZM191 238H192V241H191ZM79 239V240H78ZM95 239H96V243L94 242L95 241ZM169 239H175L174 240V242H175V244L176 245H174L173 243V241L171 242V240H169ZM185 239V240H184ZM193 239H194V241H193ZM196 239V240H195ZM203 241H202V240ZM229 239H233L232 237H229ZM81 240H82V242H81ZM91 240V241H90ZM93 240V241H92ZM98 240V241H97ZM99 240H100V242H101V244L99 243ZM160 240H161V242H160ZM164 240V241H163ZM187 240V241H186ZM87 241V242H86ZM196 241V242H195ZM231 242H232V240H230ZM98 242V243H97ZM161 244H160V243ZM166 244H165V243ZM176 242H178V243H176ZM185 242V243H184ZM186 242H189V243H186ZM191 242V243H190ZM193 242V243H192ZM79 243V244H78ZM92 243H94V244H92ZM170 243H172V244H170ZM185 244V245H183V244ZM196 243V244H195ZM205 243H206V241H205ZM82 244H83V246H82ZM86 244V245H85ZM88 244V245H87ZM97 244H99L98 246H97ZM105 244H107V245H110V247L109 246H107V245H105ZM131 244V243H130ZM165 244V245H164ZM188 244V245H187ZM204 244V245H203ZM80 245H81V247H80ZM84 245H85V247L86 248H84ZM103 245V246H102ZM173 245V246H172ZM182 245H183V247L184 246H186V249H182L181 247H182ZM191 245V246H190ZM78 246V247H77ZM92 246V247H91ZM94 246V247H93ZM119 246H121V244L119 245ZM165 246V247H164ZM214 246V244H212V247ZM90 247L92 248V249H90ZM102 247V248H101ZM105 247H108L109 248V250L111 251H109L108 250V248H105ZM161 247V248H162ZM176 249H175V248ZM189 249H188V248ZM206 247V246H205ZM78 248H80V249H83L84 250V253H82L83 251L82 250H80V249H78ZM95 248V249H94ZM97 248H98V251H99V253H98V251H96L97 250ZM100 248V249H99ZM164 248H166V249H164ZM173 248V249H172ZM181 248V249H180ZM86 249V250H85ZM104 249H107V251H105ZM117 250V251H115V250ZM125 249V250H124ZM176 251H175V250ZM177 249H179V250H177ZM204 249V250H203ZM53 250H55V252L53 251ZM78 250L80 251V252H78ZM94 250V251H93ZM182 250V251H181ZM190 252H189V251ZM209 250V249H208ZM223 250V251H222ZM82 251V252H81ZM86 251V252H85ZM90 251V252H89ZM105 251V252H104ZM173 251V252H172ZM229 251H230V254H229ZM93 252H95V253H93ZM101 252V253H100ZM115 252V253H114ZM159 252L160 253H163L162 251H160L159 250ZM179 252V253H178ZM183 252V253H182ZM188 253V254H186V253ZM216 252V253H215ZM221 252H222V254L223 255H220L221 254ZM228 252V253H227ZM75 253V254H76ZM86 253V254H85ZM89 253V254H88ZM90 253H91V255H90ZM98 254V256L100 257H97V254ZM120 254V255H117V254ZM126 253V254H125ZM176 253H178V255L176 254ZM206 254V255H204V254ZM208 253H210V254H208ZM225 253H227V255L228 256H226L225 255ZM263 253H264V250H263ZM76 254V255H77ZM78 254V255H79ZM95 254H96V257H95ZM101 254H103V255H101ZM104 254H106V255H104ZM175 256H174V255ZM84 255H85V257H84ZM101 255V256H100ZM122 255V256H121ZM128 255V256H127ZM209 255V256H208ZM264 255V254H263ZM88 256V257H87ZM93 256V257H92ZM126 256V257H125ZM172 256V257H171ZM207 258H206V257ZM212 256V257H211ZM213 256H214V258H213ZM223 257V259L221 258V257ZM227 257V258H224V257ZM251 258H250V257ZM208 257H211V258H208ZM220 257V259H218V258ZM43 258H45L44 260H43ZM85 258V259H84ZM86 258H89V259H87V261H86ZM91 258H93V259H91ZM97 258V259H96ZM106 258V259H105ZM178 258V259H179ZM242 258L244 259V260H242ZM130 261H129V260ZM248 259H250V260H248ZM64 260V261H63ZM88 260H89V262H88ZM169 261V264H173V262L172 261ZM208 260H213V261H208ZM214 260H217L218 262L216 263V261H214ZM96 261V262H95ZM179 261H181L180 259H179ZM226 261V262H227ZM98 262V263H97ZM109 262V263H108ZM172 262V263H171ZM230 262H229V264H230ZM225 263V262H224ZM0 264H3L2 263V261H1V259H0Z\"/></svg>",
  "mask_w": 264,
  "mask_h": 264
}]
</instances>
